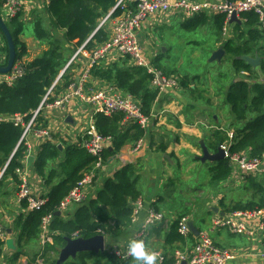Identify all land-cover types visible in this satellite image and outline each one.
I'll return each instance as SVG.
<instances>
[{"label": "trees", "instance_id": "obj_1", "mask_svg": "<svg viewBox=\"0 0 264 264\" xmlns=\"http://www.w3.org/2000/svg\"><path fill=\"white\" fill-rule=\"evenodd\" d=\"M48 1L45 14L50 17V28L44 25L43 18L34 23L35 36L38 40L47 43V50L24 65L23 74L12 84L8 82L0 84V174L3 173L0 186L8 177L18 183L16 169L23 167V160L28 153L27 146L20 143L23 133L22 126H16L10 118L20 114L28 121L54 83H56L52 90L54 96H49V102L70 90L76 82L77 74L73 65L63 74H61L62 71L70 61L72 54L83 44H86L84 47L86 51L92 52L108 41L110 34L105 28L106 24L101 27L100 25L103 19L113 11L119 0ZM3 3L4 0H0L1 14ZM120 13V9H115L111 17L115 18ZM19 16L6 20L16 44L17 61L27 53L26 45L19 39L24 30V24ZM241 17L243 23H236L232 35L225 38L223 44L227 56L232 58L231 64L236 74L243 76L230 85L226 95V102L231 107L234 121L230 129L234 128L237 123L242 124L234 129V141L230 151L232 154L238 153L264 161V83L260 80V74L264 75V30L260 29L259 17L255 12L243 13ZM225 18L222 14L214 18L213 26L218 35L223 31ZM209 20L206 15H201L186 23L185 27L196 30L205 26ZM2 39L5 42L2 51L6 55L4 61L6 63L8 48L5 38ZM255 54L261 57V64L257 69L239 59L242 55L254 56ZM152 67L163 72L164 57L162 54L157 56ZM91 76L136 98L141 104L142 112L151 116L160 88L153 86L155 75L150 73L146 67H127L125 62L104 66L100 62L92 69ZM178 84L180 87L190 88L189 75L181 76ZM95 124L102 135L112 138L103 152L104 164L120 154L125 146L129 144L135 146L146 135V129L138 124L126 125L122 113L113 115L98 113L95 116ZM227 140V133L222 130L215 131L212 148L217 150L219 145ZM55 160H60L59 170L52 169L47 172L49 162ZM95 161L96 158L86 148L80 146L68 145L61 151L58 145L51 141L40 145L33 162L37 174L41 176L46 186L51 185L56 178L61 179L48 194L43 196L47 198V201L40 209L30 212L27 217H18L13 226L17 229L15 235L17 245L23 248L26 242L40 239L43 218L53 214L47 234L50 241L43 244L41 256L36 254L30 260L31 264H57L60 251L66 245L67 238L80 236L90 238L99 234L108 237L112 234V238H115L133 225L134 204L141 200L137 163L124 164L112 176L107 177L96 197L88 198L85 203L77 206L72 219L64 220L62 215H56L60 203L78 184L84 173L91 170ZM234 167L228 158L216 162L209 168L210 181L228 180L233 174ZM260 176L258 180L257 178L250 179V184L255 191L253 197L229 205L227 210L229 213L264 208V174ZM95 181L94 179L92 185ZM21 203L24 208H28L26 200ZM184 217L187 216H178L169 227L165 239L169 253H163L165 259L162 264H176L175 251L183 249L197 239L193 233L184 236L179 232L180 221ZM109 220L114 221L115 225L110 227L107 224ZM5 246V241H0V264H18L22 255L18 252H14L7 262H2L5 256ZM23 254H26V251ZM94 254H82L81 264H86L85 260ZM105 254L111 259H120L111 250L105 251ZM39 256L43 259V263L38 262ZM64 264H77V262L68 261ZM121 264H137V261L130 257L122 260Z\"/></svg>", "mask_w": 264, "mask_h": 264}, {"label": "crops", "instance_id": "obj_2", "mask_svg": "<svg viewBox=\"0 0 264 264\" xmlns=\"http://www.w3.org/2000/svg\"><path fill=\"white\" fill-rule=\"evenodd\" d=\"M24 1L26 2V7L19 16L20 20L24 24V30L19 36V39L26 45L27 48V53L21 59L23 63L27 64L28 62H31L37 58L43 50H47L48 45H41V40H38L35 36L34 23L46 15L45 12L48 3L43 0ZM207 17H209V19L212 21V28L217 34L213 26L214 18L216 16L211 15ZM174 18L176 17L168 18L162 22L148 21L143 25L141 31L138 32V38L142 48V56L150 65L153 64L154 60H156L159 54H156L155 48H153L154 46L148 43L149 40L146 37L148 34V29L155 26H161L163 23L170 26L174 20L179 19ZM195 18L197 17H194L193 19ZM193 19H189V21L186 23ZM175 23L178 24V22H174L173 24ZM186 23L180 22L182 28L187 29L185 27ZM235 25L231 27L229 36L232 35ZM29 27L32 28L33 33L29 30L30 35H27L26 32ZM217 36L218 37L214 43V45H217L215 50L224 44V42H217L220 39L219 37H221L222 40L227 38L222 32L220 35L217 34ZM218 43L220 44L218 45ZM4 47L5 42L0 37V48L2 54L0 60L1 64H3L6 59V55L3 54L4 52L2 51ZM215 50L211 49L210 54H212ZM162 56L164 59L166 56L168 60L173 59L170 56V53L166 55L163 53ZM167 59H165L164 62H166ZM229 59L231 60L232 58L229 57ZM86 60L87 59L80 57V59L73 64L74 71L77 75L80 73L81 67L84 66ZM178 60L180 61L181 58ZM124 62L126 63L127 67L138 66L136 61L131 59L129 56H122L114 52L109 53L108 57L102 61V64L104 66H108L113 63L123 64ZM208 63L211 66H215L213 63L218 62L210 63L208 61ZM223 75V73H220L217 76V80H214V82L221 84ZM235 75L237 74L234 71L232 76ZM238 76V78L235 76L236 78L234 79L232 77V80H240V76L242 75ZM190 78V88L178 86L166 87L160 90L158 99L154 104L150 116L149 124L146 128V135L143 139L142 147L139 150H136L135 146H132V144L125 146L120 154L116 155L114 158H111L108 163L104 164L100 174H97L95 179L96 181L87 190L89 195L88 198L92 199L96 197L98 191L104 186L105 179L109 176H112L114 172L122 165L128 163H137L139 165L138 187L141 191L140 201L142 202V207L140 208L137 217L134 218L133 225L127 228L119 237L111 239V249H106L105 251L111 250V252L115 253V250H118L130 240H135L139 236V233L141 232L140 230L144 228V224L149 218L150 208H157V210L164 214V219L155 223L154 225H150V227L147 228L145 241L151 249L160 251L162 253H169L167 252L169 247L165 242L166 235L173 220L182 215L189 217L190 221H193L200 231H204L207 229L206 227H210L209 231L215 243L218 246L230 249L233 253V257L228 262V264H264V257L260 255L261 248L264 245V227H261L259 221H252L248 223L250 233L246 235H236L227 228H216L213 226V220L217 216H224L229 213L227 211L229 205H232L236 201H246L253 197L255 191L250 184V179L257 178L258 180L261 178L260 175L262 174H248L236 169L233 170V174L226 181H210L209 168L214 166L216 162L208 161L204 163L199 159V157L203 155L201 143L204 142V144L214 152L216 151L212 148L214 132L222 130L227 133L228 136L230 133L234 134V129L238 126H242V124L237 123L234 128L230 129V126L234 122L232 115L230 111H223L222 108H218V115L213 116L210 114L206 118H203L199 113H197V115L194 117H191V114L185 113L184 110L186 106H190L188 101L189 98L185 95L188 94L189 91L192 92V95L196 99H202L205 97L208 99L209 104L217 103L213 93L205 94V91H198L199 88L197 85H195L197 83V77L190 76ZM5 80L6 76L0 75V84ZM107 86L110 85L97 78H93L92 76L85 84V88ZM225 103L227 104L226 97ZM88 113H91L90 107L83 103L80 98L73 97L68 103L60 108L53 110L45 109L40 116L39 124L41 127L51 130L54 137V143L56 140L60 144L58 147H61L59 148L61 151L68 145H76L81 147L85 138L83 135V130L89 122ZM68 117H70L72 121H67ZM208 130L211 132L209 133ZM29 141L37 150L42 144L41 140L37 139L34 134L29 136ZM164 148L166 149L164 150ZM27 159L23 161V166L27 173L32 193L35 196H44L48 194L51 188L56 185L61 178L54 179L53 183L49 186L44 185L43 179L37 174L33 166V162L36 158L32 164H29ZM59 162L60 160L50 161L47 172L52 169L59 170ZM185 164H187V166H185ZM201 166L208 169V177L206 176V178H200L202 176L199 175L198 169ZM190 177H193L194 180H198L197 185L199 189L196 192L201 193L205 200L204 203L202 201L201 206L198 209H194H200L198 215H194L192 207L188 204L189 199H184V197H188L186 196L185 191L181 193V196H178L182 197V200L179 199V201H176V198H174V193L172 192L179 183L180 179L187 180ZM166 178L170 180L169 184L167 185L166 189L161 192L163 188L162 182H165ZM18 183H16L11 177H8L0 186V224L4 225L7 230H12L11 236L14 238L16 245L17 242L15 235L17 229L13 226H15V222L18 217H27L30 213L28 209L24 208L22 203L17 200L16 193ZM152 189H154V191H152ZM235 191L238 193L236 197L232 196ZM168 197H170V201L173 205L171 209L170 220L167 217L169 214L167 212L168 208L165 205ZM198 198L200 197H197V199ZM179 207L180 209L177 211ZM76 209L77 205H73L69 207L66 212L62 213L61 215L63 216L64 220L72 219ZM107 224L111 227L115 225V222L109 220ZM40 240L42 241V235H40L38 243H40ZM22 249L23 252L19 259V264H31L30 260L36 254H40L41 256L42 247L33 255L27 253V248H25V250L24 248ZM187 249V246H185L183 249L178 251L185 252ZM25 251L26 254H23ZM105 251L103 253H95L90 258H87L85 260L86 264H92L91 260L97 255H102L107 259H111L105 254ZM14 252L16 251H11L5 246V256L2 259V262H7L8 258L12 256ZM40 256L37 260L38 262L43 263V259ZM118 261H120V259ZM121 261L119 264H121Z\"/></svg>", "mask_w": 264, "mask_h": 264}, {"label": "built area", "instance_id": "obj_3", "mask_svg": "<svg viewBox=\"0 0 264 264\" xmlns=\"http://www.w3.org/2000/svg\"><path fill=\"white\" fill-rule=\"evenodd\" d=\"M43 1L49 4L48 0ZM133 3H135V5H133ZM25 7L26 2L24 0H4L2 6V12L5 14V17L3 16L4 19L10 20L15 18L20 15ZM115 9H120L121 13L113 18L111 15ZM113 11L103 19L100 25L101 27L107 23L111 24V39L92 52L86 51L84 49L86 44H83L77 49L61 73L63 74V72L78 61L80 57L87 59L84 66L81 67L80 73L77 75L81 76L78 89H74L75 83L70 90L49 102V96H54L52 92L56 84L54 83L45 95L39 108L32 113V117L28 121H26L25 116L20 114L10 118L16 126L20 125L23 128L20 143H24L27 146L28 153L24 159L26 160L29 154L34 153L35 156H37L39 152V149L37 150L29 141V136L31 134H34L42 143L46 141L54 143L51 130L41 127L39 124L40 116L45 109L53 110L62 107L73 97H79L83 103L90 107L91 113H88L89 122L83 130L85 138L81 147L86 148L96 158V161L91 170L84 173L82 179L60 203L58 211H60L61 214L68 210L69 207L80 205L87 201V190L92 185L94 179H96L97 171L103 168V152L112 138L104 136L99 132L95 124V116L98 113L104 115L122 113L124 115V122L128 126L138 124L140 127L146 129L149 124L150 116L142 112L141 104L136 98H133L129 94H124L119 88L113 85L85 88V84L91 77L92 69L106 59L109 53L114 52L122 56H129L136 61L139 67H146L150 73L155 75L153 86L161 90L166 87H178L179 84L176 79L167 78L160 71L153 68L142 56L138 32L146 22H162L171 17H180L189 20L201 15L216 16L222 14L226 17L222 33L224 36L229 37L231 27L236 24L231 22L234 14H237L238 18L243 23L241 17L243 13L255 12L259 17V27L264 30V0H119ZM1 57L0 48V60ZM24 65L26 64L21 60L17 61L13 70L6 75V80L4 82L12 84L23 74ZM233 141L234 134L230 133L228 134V140L224 144H221L220 147L225 152V158L230 159L234 164V170L237 169L245 173L264 174L263 160L250 158L238 153H231L230 148ZM142 145L143 139L136 143L135 149L139 150ZM16 173L19 182L16 193L17 200L22 202L27 199V209L29 212L40 209L46 203L47 198L35 196L32 193L24 166L17 168ZM2 175L3 173L1 176ZM141 207L142 202L140 200L134 204V218L137 217ZM52 219L53 214H49L42 220V244L46 241H50L47 234L49 233L48 227ZM162 219H164V214L161 211L150 208L149 218L144 224V228L140 230L139 236L135 239L144 242L146 251L149 254H155L157 258L155 264H162L165 256L162 252L147 247L145 234L150 225H154ZM189 221V217H184L180 221L179 232L184 236L191 233L188 224ZM252 221H259L261 227H264V208L236 211L224 216H217L213 220V226L216 228H227L236 235H246L250 233L248 223ZM6 239L7 229L4 225L0 224V241H6ZM115 254L123 260L132 257L128 252V243L121 246L118 250H115ZM175 255L177 257L176 264H182L183 262H187L188 264H228L233 257V253L230 249L218 246L215 243L210 231H200L190 252L177 250L175 251ZM260 255L264 257V245L261 248Z\"/></svg>", "mask_w": 264, "mask_h": 264}, {"label": "rangeland", "instance_id": "obj_4", "mask_svg": "<svg viewBox=\"0 0 264 264\" xmlns=\"http://www.w3.org/2000/svg\"><path fill=\"white\" fill-rule=\"evenodd\" d=\"M2 15L5 17L4 12H2ZM42 18H43V22H44L45 26L47 28H50V26H51L50 25V17L48 15H45ZM177 18H179V19H177ZM174 19H177L178 21L174 20ZM174 19H172L174 21L172 22V24L170 26L165 25V23H163V25H161V26H155V27L149 28L148 34L146 36L149 40L148 43L154 46L153 48H155L156 54H163L164 53L166 55V54L170 53V56L173 58L172 60H168L167 56L165 57V59H167V60H166V62H164V69H163V72H161V73L167 78L176 79L178 81V83H179L180 77L183 75H186V73L189 74V77L190 76L191 77H197V79H196L197 83L195 85L198 86V88H199L198 91H205V94L206 93H213L214 97L217 100L216 104H209L207 98L204 97L202 99H196L192 95V92L189 91L188 94H185V95L189 98L188 101H189L190 106L189 105L186 106L184 112L187 114H191V117H194L195 115H197V113H199L203 118L208 117L210 114H212L213 116L218 115L217 114L218 108H222V110L226 111V112L230 111V113H231V107L229 108L230 105L228 103L227 104L225 103V97H226V93L228 92L229 85L231 84V82L232 83L234 82V80H232V77L234 79L236 77L238 78L239 76L238 75H235L236 77L232 76L235 70L231 64V60L229 59V57L227 55L224 57L225 60L223 59L220 64L213 63V65H215V66H211L208 63L210 56H211L210 50L216 49L217 45H214V43L216 41V38L218 37L212 28V21L209 20L205 26H202V27L195 30V28L184 29L180 25V22L186 23L189 20L184 19V18H180V17H176ZM174 22H178V24L177 23L173 24ZM105 28L107 31L108 30L111 31V24L107 23L105 25ZM29 30L33 33L32 28L29 27L27 32H26L27 35H30ZM109 34H110V36H112L111 32H109ZM0 37L4 38L1 34V32H0ZM219 38L220 39L217 42H220V43L224 42V40H222L221 37H219ZM109 39H111V37H109ZM220 43H218V45ZM41 45H47V43L45 41H41ZM101 46H99V47H101ZM74 54L75 53L72 54V57ZM179 58H181L180 61L178 60ZM220 73H223L224 75L222 77L221 84H218V83L214 82V80H217V76ZM4 76H6V75H4ZM79 77H81V76L79 75ZM240 77L243 78V76H240ZM75 80H76V78H75ZM260 80L262 83H264V75L260 74ZM79 83H80V81H79ZM75 86H76V84H75ZM78 87H79V84H78ZM219 89H220V91H219ZM53 94H54V92H53ZM31 117H32V115H31ZM208 132L210 133L211 131L208 130ZM55 143H56V145H60L56 140H55ZM29 156H34L36 158L34 153L29 154ZM185 166H187V164H185ZM103 167H104V164H103ZM100 172H101V170H98L97 174L99 175ZM198 173H199V175L202 176L200 178H206V176L208 177V174H207L208 169L203 167V166L199 167ZM1 174H0V176H1ZM169 181L170 180L168 178H166V181L162 182L163 188H162L161 192H163L166 189L167 185L169 184ZM197 184H198V180H194L193 177H190L187 180H183V179L181 180L180 179L179 183L177 184V186L172 191L174 193V196H175L174 198H176V201H179V199L182 200V197H178V196H181V193H183L185 191L186 196H188L190 198L184 197V199H189L188 204L192 207V210L194 211V215H198L199 210H200V209L199 210H194V209H196V208L198 209L201 206L202 201H203V203L205 202L203 195L201 193L196 192L199 189ZM152 191H154V189H152ZM161 192H160V194H161ZM226 194H228V193H226ZM236 195H238V193L235 191L232 196L236 197ZM88 196L89 195L87 193V197ZM197 197H200V198L197 199ZM228 198H230V197H228ZM26 201H27V199H26ZM165 205L168 208L167 212L169 215H167V217L170 220L171 219V209L173 206L171 201H170V197L167 198ZM179 209H180V207L177 209V211ZM66 211H64V212H66ZM64 212H62V213H64ZM191 215H193V214H191ZM206 228L207 229L204 231H209L210 227H206ZM111 235L112 234H110L109 237L105 236V238H106V249H111V246H110L111 241L110 240L113 239ZM8 237H9V235L7 233V239H8ZM38 242H39L38 240L33 241V242H26L25 247H23V248H24V250H25V248H27V253L30 255H33L34 253H36V251L38 252L40 250V248L43 247L42 241L40 240V243H38ZM194 243L187 245V248H188L187 251L188 252L191 251ZM147 247L150 248L148 246V244H147ZM82 254H84V253H82ZM82 254L78 255L75 258V260L74 259L70 260V262H77L80 264ZM120 261H121V258H120ZM120 261H118L116 259H107V258L103 257L102 255H97V256H95L94 259L91 260L92 264H111V263L112 264H119Z\"/></svg>", "mask_w": 264, "mask_h": 264}, {"label": "water", "instance_id": "obj_5", "mask_svg": "<svg viewBox=\"0 0 264 264\" xmlns=\"http://www.w3.org/2000/svg\"><path fill=\"white\" fill-rule=\"evenodd\" d=\"M232 23L242 24L241 20L238 18L237 14H234L231 19ZM0 31L3 34L8 48V56L7 61L4 64H0V75H7L9 74L17 62V49L14 38L12 33L7 25L6 20L4 19L3 15L0 13ZM227 55V52L224 46H220L217 50L213 51L210 56L209 62H218L221 63L224 57ZM239 59L254 69L259 68L261 64V57L258 54L254 56L250 55H242ZM80 81V77H76V86L74 87L75 90L78 89V84ZM67 121H72L70 117L67 118ZM203 155L199 157V159L206 163L210 162H218L220 160L225 159V152L224 150L219 147L216 151H211L204 142L201 143ZM61 148V147H59ZM34 156L28 157V163L32 164L34 161ZM217 211V210H215ZM56 215H61V212L58 211ZM189 227L191 233L195 236L200 234V230L196 227L193 221H189ZM7 233L9 235L8 239H6V248L11 251H16L18 253H22L23 249L17 247L14 238L11 236L12 230L8 229ZM106 250V238L104 235L99 234L95 235L94 237L84 238V237H76V238H67L66 245L61 249L57 264H64L68 262L70 259H75L78 255L82 253H103ZM182 264H188L187 262H183Z\"/></svg>", "mask_w": 264, "mask_h": 264}, {"label": "clouds", "instance_id": "obj_6", "mask_svg": "<svg viewBox=\"0 0 264 264\" xmlns=\"http://www.w3.org/2000/svg\"><path fill=\"white\" fill-rule=\"evenodd\" d=\"M128 252L133 257L137 264H155V254H149L146 251L143 241L130 240L128 242Z\"/></svg>", "mask_w": 264, "mask_h": 264}, {"label": "flooded vegetation", "instance_id": "obj_7", "mask_svg": "<svg viewBox=\"0 0 264 264\" xmlns=\"http://www.w3.org/2000/svg\"><path fill=\"white\" fill-rule=\"evenodd\" d=\"M78 206V205H77Z\"/></svg>", "mask_w": 264, "mask_h": 264}]
</instances>
